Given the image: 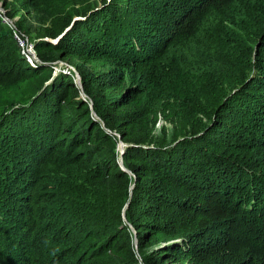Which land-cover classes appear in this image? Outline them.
<instances>
[{
    "label": "trees",
    "instance_id": "1",
    "mask_svg": "<svg viewBox=\"0 0 264 264\" xmlns=\"http://www.w3.org/2000/svg\"><path fill=\"white\" fill-rule=\"evenodd\" d=\"M15 1L39 62L0 14V264H264V0Z\"/></svg>",
    "mask_w": 264,
    "mask_h": 264
},
{
    "label": "rangeland",
    "instance_id": "2",
    "mask_svg": "<svg viewBox=\"0 0 264 264\" xmlns=\"http://www.w3.org/2000/svg\"><path fill=\"white\" fill-rule=\"evenodd\" d=\"M6 2L9 3L8 9H5V4H3L2 1H0V7L2 8V10L0 11V14L2 16H4L7 20L9 19L7 16L12 17V19H9L10 22H13L14 24H16L19 21V19L24 15V12H22L20 9L21 4L19 1H15V0H7ZM99 2H100V0H93L91 2V6H93V7L98 6L99 7L100 6ZM52 3L53 4L54 3L61 4V3H63V1L53 0ZM98 3H99V5H98ZM126 5L127 4L125 2H123L122 7L127 8ZM136 10H138V9L135 6H131L129 9H126V11L130 12V14H128V15H130L132 17H135L137 15ZM52 11H55V9H52ZM124 13H127V12H124ZM23 31L25 33H27L26 28ZM30 37H31V39L34 40L37 36L35 34H31ZM52 41H56V40H52ZM255 57H256V53H254V55H253V58H255ZM60 66H63L64 68H68V70H71L73 73H75V72L78 73V71L76 70L75 67L71 66L70 64H68L66 62L58 61V62H56V65H54V68H55L54 74L55 75L58 72H61L60 70L57 71V68H60ZM156 111H157V124L155 127V135H156L157 139H159V141L164 142V143H172V142L181 140L183 138V136L186 135V131L181 126L180 122L175 119V117L173 116L172 113H170L169 111H165V113H164L163 107H161V106H157ZM4 215L7 219H9L10 216L8 214L4 213ZM5 228H6V231L14 229V228L7 227V224L5 225ZM133 232H134V230H133ZM12 233H14V231ZM11 241H13V239H11Z\"/></svg>",
    "mask_w": 264,
    "mask_h": 264
},
{
    "label": "built area",
    "instance_id": "3",
    "mask_svg": "<svg viewBox=\"0 0 264 264\" xmlns=\"http://www.w3.org/2000/svg\"><path fill=\"white\" fill-rule=\"evenodd\" d=\"M5 22L11 27V29L14 32L15 40L18 44V47L20 48L21 54L25 57V59L30 63L31 65H35L39 62V58L37 56V52L35 50V44L29 40L28 37L24 36L23 34L19 33V31L16 29L15 24L13 22H10L8 19H4Z\"/></svg>",
    "mask_w": 264,
    "mask_h": 264
},
{
    "label": "water",
    "instance_id": "4",
    "mask_svg": "<svg viewBox=\"0 0 264 264\" xmlns=\"http://www.w3.org/2000/svg\"><path fill=\"white\" fill-rule=\"evenodd\" d=\"M1 10H2V8L0 7V11H1ZM60 38H61V37H60ZM60 38L57 39L56 41H52V40H51V41H52L53 43H57V42L60 40ZM62 65H63V64H62ZM63 68H64L63 66H60V68H57V71H59V70L61 71ZM64 71L70 73V71L67 70V69H64ZM75 82H76L77 85L80 87V89L83 91V85H82V82H81V76H80V74L77 73V72H75ZM82 95H83V97H85L84 92H82ZM91 108H93V105H92V104H91ZM93 115L96 117L95 113H93ZM120 141H121V139H120ZM119 150H120V152H121V157H120V159H119V164H120L122 170H125V171H126V169H125V167H124V165H123V154H124V151H125V145H124L123 142H120ZM132 188H133V187H132ZM134 233H135V230H134ZM135 246H136V248H137V240L135 241Z\"/></svg>",
    "mask_w": 264,
    "mask_h": 264
}]
</instances>
